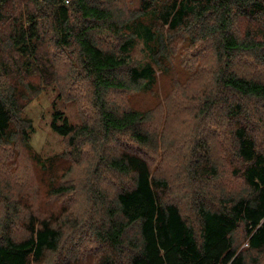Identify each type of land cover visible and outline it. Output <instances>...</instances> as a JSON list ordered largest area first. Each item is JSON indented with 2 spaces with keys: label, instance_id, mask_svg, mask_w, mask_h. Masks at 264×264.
<instances>
[{
  "label": "trees",
  "instance_id": "16d2710c",
  "mask_svg": "<svg viewBox=\"0 0 264 264\" xmlns=\"http://www.w3.org/2000/svg\"><path fill=\"white\" fill-rule=\"evenodd\" d=\"M115 2L0 0V162L30 142L27 101L35 80H59L60 61L62 91L87 111L73 123L54 110L51 129L66 138L72 167L52 174L43 161L46 192L33 177L28 192L0 183V264H92L88 245L96 264H264V0H141L124 20ZM137 40L156 65L132 60ZM177 56L191 83L206 85L180 91L193 125L178 171L160 175L151 111L116 99L153 90L157 68L169 71ZM207 121L226 139L241 190L224 179ZM33 192L45 194L40 206Z\"/></svg>",
  "mask_w": 264,
  "mask_h": 264
},
{
  "label": "rangeland",
  "instance_id": "374dc122",
  "mask_svg": "<svg viewBox=\"0 0 264 264\" xmlns=\"http://www.w3.org/2000/svg\"><path fill=\"white\" fill-rule=\"evenodd\" d=\"M140 4L141 0H116L115 3H112V6L117 9V14L121 13L120 17L124 20L136 12ZM131 58L139 65H145L150 62L156 65L154 58L150 55V51L145 47L143 41L140 40H137L135 47L132 49ZM171 60L169 71H163L162 68H157L158 82L153 90L136 91L129 95L118 94L116 99L118 104L128 101L127 104L132 107L151 111V126L158 131L162 138L163 149H165L162 153L164 159L163 164L160 165L161 168L156 172V174L159 172L160 175H169L178 171L174 167L177 153L179 148L183 146L188 139L187 131L185 130H190L193 125L192 108H184L189 104L190 106L192 105L188 100H184L183 97L185 96H182L180 91L187 90L185 94H192L199 86L202 87L206 85L204 79L200 76L199 79L197 78L191 83L190 72L185 67V63L180 56L173 57ZM56 67L58 71L57 74L59 75V80L56 82L54 80L46 84L45 82L40 83L38 80H35V82L39 84L38 88L31 94V99L27 101V106L24 110L25 116L32 120L35 128L34 132L31 134L30 142L27 143V145H24V143L20 141L17 144V148H14V152L12 151V154H9L5 162L2 158V163L0 162V183H4L9 179V181L12 180L11 183L13 182L12 184H14V186H19L20 184L23 189L28 192L31 189L27 187L28 185L26 183L29 182L28 177H33L36 181L38 180V187H40L41 191L43 190L46 192V183L43 179V174L46 175L47 173L44 171L45 169L43 170L41 167L43 161L47 165L46 169L52 174L60 173V175H63L67 167H72L71 156L62 155V159H56L58 158L57 156H61L63 152H66L67 140L63 136L52 131V115L55 109H59L66 114L71 122L78 123L84 119V115L87 111L84 112V109H82L77 99L67 92L62 91L66 90L68 86V82L65 79L68 74L67 66L60 61ZM210 123L213 124L207 121V126L203 134L208 139L211 138V140L214 139L213 141L218 142L216 147L218 155H220L222 161L225 162V166L223 167L224 179L226 182L232 180L230 181L232 184L234 183V179V186H236L234 188L240 189L236 181L238 179L234 178L232 175L233 168L230 162L223 159L225 153L224 148L228 146L225 141L226 139L221 140L220 137L217 138L219 127H215L217 123H215V125H210ZM176 131L180 132V136L175 134ZM121 143H123L122 145L125 144L122 140L120 141V145ZM114 148L115 147H111L110 149L113 150ZM119 149L120 148H117V151H119ZM31 153L36 154V158H39L38 162L29 157ZM86 158L89 160L88 157ZM84 162L86 163L87 161L84 160ZM180 163L181 162L177 163V167ZM81 168L82 165H74L73 171L78 172ZM105 181H102L103 186ZM240 184L242 185L241 182ZM224 185L229 186L225 182ZM217 187L222 188L219 184ZM228 188H230V186ZM38 194L39 193L33 196V192L31 197H33L32 201L34 204L40 206V200L45 194L42 196ZM1 216L2 212L0 211V217ZM87 248H89V251H87L89 255L92 251L94 252L90 257L95 255L92 264H96L98 261L96 257L97 250L93 245H91V247L88 245ZM83 249L86 250V245ZM50 258L54 260L59 259L56 255H51Z\"/></svg>",
  "mask_w": 264,
  "mask_h": 264
}]
</instances>
